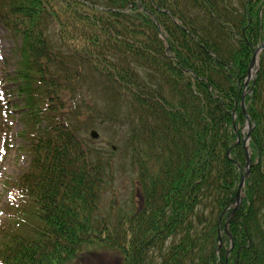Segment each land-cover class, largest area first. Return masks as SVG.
Wrapping results in <instances>:
<instances>
[{
  "label": "trees",
  "instance_id": "1",
  "mask_svg": "<svg viewBox=\"0 0 264 264\" xmlns=\"http://www.w3.org/2000/svg\"><path fill=\"white\" fill-rule=\"evenodd\" d=\"M10 1L0 21L22 39L45 151L10 183L0 264H264V50L246 95L252 167L227 209L264 0H28L23 17ZM90 85L105 99H84ZM105 124L119 141L99 147L90 129Z\"/></svg>",
  "mask_w": 264,
  "mask_h": 264
},
{
  "label": "rangeland",
  "instance_id": "2",
  "mask_svg": "<svg viewBox=\"0 0 264 264\" xmlns=\"http://www.w3.org/2000/svg\"><path fill=\"white\" fill-rule=\"evenodd\" d=\"M12 11L15 15L24 16L23 11H27L30 6L28 0H12ZM6 27L0 25V224L5 217L4 207L7 200V187L12 180L16 178L27 168L29 158L36 159L39 154H43L44 146H41V140L36 137L37 124L30 114L31 110L24 107L25 93L16 88L17 83L22 84L25 78H19L15 83L12 82L16 77H23L24 63L23 54L16 50L17 54L12 53L13 48L20 47L19 34H17V25L13 22ZM21 31V29H18ZM30 59L33 57L30 55ZM35 67V64H32ZM31 68L26 67L25 72H29ZM87 98L99 97L100 100L105 99L103 91L84 90ZM44 122V121H43ZM42 122V123H43ZM236 125V124H235ZM97 130L100 137L97 144L105 146L108 139L117 140V129L108 125H99ZM34 131V132H33ZM119 139V138H118ZM119 140L116 141L118 143ZM122 153L120 152V157ZM248 166V163L245 164ZM246 169V168H245ZM129 178L125 173L120 174L117 182V189L126 196H131L132 187L129 184ZM109 195L105 199L107 204ZM124 207L126 205L124 204ZM1 227V225H0ZM107 261L110 258H106ZM113 259L111 258V261Z\"/></svg>",
  "mask_w": 264,
  "mask_h": 264
},
{
  "label": "water",
  "instance_id": "3",
  "mask_svg": "<svg viewBox=\"0 0 264 264\" xmlns=\"http://www.w3.org/2000/svg\"><path fill=\"white\" fill-rule=\"evenodd\" d=\"M263 47H264V43H263V44L259 47V49L256 51V53H255V55H254V57H253V60L251 61V62H252L251 65H253L254 61L256 60V54L259 52V50H262ZM250 74H251V73H249V75H250ZM243 182H244V178L242 179L241 185H240L239 190H238V194L236 195V196H237V200H238V202H239V200H240L241 187H242V185H243Z\"/></svg>",
  "mask_w": 264,
  "mask_h": 264
}]
</instances>
